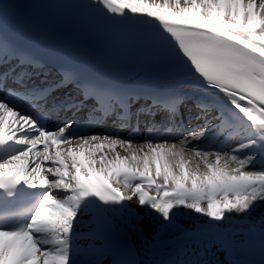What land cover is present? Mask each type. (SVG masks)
<instances>
[{
    "label": "bare ground",
    "instance_id": "bare-ground-1",
    "mask_svg": "<svg viewBox=\"0 0 264 264\" xmlns=\"http://www.w3.org/2000/svg\"><path fill=\"white\" fill-rule=\"evenodd\" d=\"M112 1L132 11L208 28L264 60V45L260 43L264 40V0ZM249 23L255 28V36L260 38L257 42L244 34ZM128 72L130 84L148 74L145 69ZM174 77L178 79L173 84L155 88L178 102L183 97H191L210 108L201 119L207 130L194 137L193 142L155 149L154 152L155 144L151 142L136 145L93 139L88 144L75 143L70 151L66 148L70 145H52L44 138L39 139L44 143V151L37 157L27 154L3 165L23 167L28 175L32 171L40 172L38 182L48 185L49 193H56V201L43 203V217L23 238L9 240L0 235V264H11L16 255L20 258L15 264H82L73 249L65 246L67 243L48 247L54 240L64 241L60 233L67 224L77 221L80 225L90 223V229L107 239L115 250L122 249L123 259L131 264H166L177 248L188 252L181 264H234L225 250L226 241H264V216L238 221L229 218L233 213L219 211L218 202L216 205L209 202L214 205L213 209L201 211L196 216L191 202L192 199L202 201L210 187L214 192H237L246 187L264 186V120L227 104L218 94L197 86L198 81L194 78ZM190 86H195L198 91L187 89ZM16 121L0 109V124L4 129L0 132L17 134L32 129L31 124ZM227 127L240 137V144L229 145L222 153L199 149L215 131ZM52 160L65 167L51 171L53 169L46 161ZM124 168L153 175L159 187L169 185L172 192L130 185L117 176ZM83 178L91 179L101 187H110L105 195L114 202L105 200L106 206L110 211L115 210L116 218L124 228L122 231H126L133 242L115 231L106 215L96 222L84 217L82 207L77 203L79 197L63 192L76 188V183L66 189L61 187L66 179L81 181ZM124 206L126 210L121 211L119 208ZM181 253L184 252L181 250Z\"/></svg>",
    "mask_w": 264,
    "mask_h": 264
},
{
    "label": "rangeland",
    "instance_id": "rangeland-1",
    "mask_svg": "<svg viewBox=\"0 0 264 264\" xmlns=\"http://www.w3.org/2000/svg\"><path fill=\"white\" fill-rule=\"evenodd\" d=\"M253 33H254V29L251 26V23H249V26L247 27L244 34L254 40H258L256 36H253ZM261 43L264 44L262 41ZM230 99L233 100L236 104H240V102H238L236 98L235 99L230 98ZM244 108H247L245 110H249L250 114L256 113L255 109L251 106L246 105V107ZM260 113L262 115H260L259 113H256V115L264 118V113L262 112ZM245 192L240 195L236 194L233 196H227L229 197L228 199H224L226 195L221 190H218L216 192L212 191L209 192V194L216 193L214 194V196L219 195L223 197L220 199L221 204L222 205L225 204L229 206L231 209V213H233V215H229V218H233L238 221L239 220L248 221V219L255 220V217L257 216H264V189L262 188L255 191H245ZM201 211L209 212V209L208 207L206 208L205 205H194V212L196 213V216Z\"/></svg>",
    "mask_w": 264,
    "mask_h": 264
}]
</instances>
